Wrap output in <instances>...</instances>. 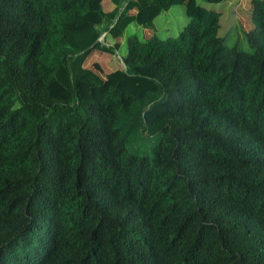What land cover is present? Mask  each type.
<instances>
[{"label":"trees","instance_id":"1","mask_svg":"<svg viewBox=\"0 0 264 264\" xmlns=\"http://www.w3.org/2000/svg\"><path fill=\"white\" fill-rule=\"evenodd\" d=\"M102 2L0 0V264H264V0L251 51L196 0Z\"/></svg>","mask_w":264,"mask_h":264},{"label":"rangeland","instance_id":"2","mask_svg":"<svg viewBox=\"0 0 264 264\" xmlns=\"http://www.w3.org/2000/svg\"><path fill=\"white\" fill-rule=\"evenodd\" d=\"M198 4L209 10H214L220 14V31L219 36L228 35L229 45L234 47L239 44L244 50L251 51L247 40L243 36H239L236 27H239L238 22L242 24L244 29L250 34L253 41L258 43L259 39L256 35V28L252 23V2L253 0H222L219 2H207L206 0H196ZM103 6L109 3L110 10L113 9L111 0H103ZM189 23V18L185 14L184 6H176L165 12L156 21L155 30H145L144 28L133 24L129 26L124 35L116 40L119 44V49H114V52H96L91 56L94 61L88 67L98 72L103 78L107 77L109 72L123 68V58L128 53L127 39L131 36L138 37L141 41L148 40L153 36L161 39L176 37L179 32ZM102 31H106L102 27ZM109 45L113 46V40L107 38ZM54 93H60L58 89L52 87ZM88 91V92H87ZM84 91L85 96H93V90Z\"/></svg>","mask_w":264,"mask_h":264},{"label":"crops","instance_id":"3","mask_svg":"<svg viewBox=\"0 0 264 264\" xmlns=\"http://www.w3.org/2000/svg\"><path fill=\"white\" fill-rule=\"evenodd\" d=\"M213 1H211V3H212ZM214 2H216V1H214ZM95 54V53H94ZM93 54V55H94ZM92 55V56H93ZM94 63V61L92 60V58L90 57L88 60H87V62H86V67H88V64H89V66L91 65V64H93ZM89 68V67H88Z\"/></svg>","mask_w":264,"mask_h":264},{"label":"water","instance_id":"4","mask_svg":"<svg viewBox=\"0 0 264 264\" xmlns=\"http://www.w3.org/2000/svg\"><path fill=\"white\" fill-rule=\"evenodd\" d=\"M100 41H101V39L98 42H100Z\"/></svg>","mask_w":264,"mask_h":264}]
</instances>
